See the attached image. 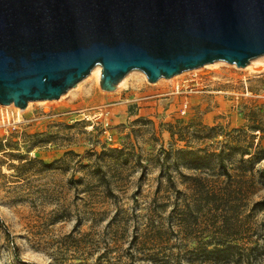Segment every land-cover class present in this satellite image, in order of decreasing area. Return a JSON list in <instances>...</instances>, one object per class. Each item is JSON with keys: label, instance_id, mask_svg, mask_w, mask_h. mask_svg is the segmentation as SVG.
Instances as JSON below:
<instances>
[{"label": "rangeland", "instance_id": "rangeland-1", "mask_svg": "<svg viewBox=\"0 0 264 264\" xmlns=\"http://www.w3.org/2000/svg\"><path fill=\"white\" fill-rule=\"evenodd\" d=\"M195 69L0 104V264H264V55Z\"/></svg>", "mask_w": 264, "mask_h": 264}, {"label": "water", "instance_id": "water-1", "mask_svg": "<svg viewBox=\"0 0 264 264\" xmlns=\"http://www.w3.org/2000/svg\"><path fill=\"white\" fill-rule=\"evenodd\" d=\"M264 55V0H0V104L25 109L93 68L112 91L131 71L150 82Z\"/></svg>", "mask_w": 264, "mask_h": 264}, {"label": "bare ground", "instance_id": "bare-ground-1", "mask_svg": "<svg viewBox=\"0 0 264 264\" xmlns=\"http://www.w3.org/2000/svg\"><path fill=\"white\" fill-rule=\"evenodd\" d=\"M197 69H193V70H191V71H196ZM191 71H187V72H191ZM101 74H102V68H101V66L100 65H97V66H95L94 68H93V70L91 71V74L90 75H94L95 76V78L98 80V81H100L101 80ZM181 74H184V72H182ZM181 74H179V76L181 75ZM177 75H175V77H176ZM175 77H173V78H175ZM173 78H172V80H173ZM161 80V79H160ZM163 80V79H162Z\"/></svg>", "mask_w": 264, "mask_h": 264}, {"label": "trees", "instance_id": "trees-1", "mask_svg": "<svg viewBox=\"0 0 264 264\" xmlns=\"http://www.w3.org/2000/svg\"><path fill=\"white\" fill-rule=\"evenodd\" d=\"M259 204L263 205V207H264V200L259 202ZM263 227H264V224H263Z\"/></svg>", "mask_w": 264, "mask_h": 264}]
</instances>
